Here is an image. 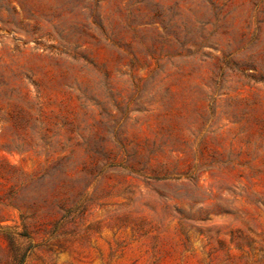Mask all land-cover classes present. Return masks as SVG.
Segmentation results:
<instances>
[{"label": "rangeland", "instance_id": "obj_1", "mask_svg": "<svg viewBox=\"0 0 264 264\" xmlns=\"http://www.w3.org/2000/svg\"><path fill=\"white\" fill-rule=\"evenodd\" d=\"M0 264H264V0H0Z\"/></svg>", "mask_w": 264, "mask_h": 264}]
</instances>
